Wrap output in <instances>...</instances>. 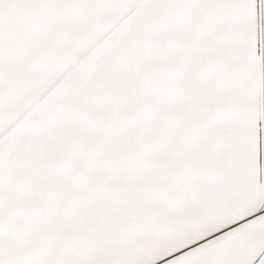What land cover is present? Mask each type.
<instances>
[{"label":"snow or ice","instance_id":"obj_1","mask_svg":"<svg viewBox=\"0 0 264 264\" xmlns=\"http://www.w3.org/2000/svg\"><path fill=\"white\" fill-rule=\"evenodd\" d=\"M0 264H264V0H0Z\"/></svg>","mask_w":264,"mask_h":264}]
</instances>
